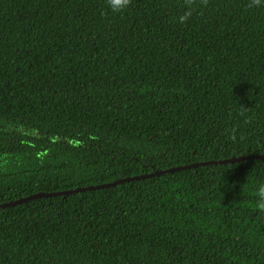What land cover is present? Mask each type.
<instances>
[{"label": "trees", "instance_id": "16d2710c", "mask_svg": "<svg viewBox=\"0 0 264 264\" xmlns=\"http://www.w3.org/2000/svg\"><path fill=\"white\" fill-rule=\"evenodd\" d=\"M250 3L0 0V204L264 154ZM260 181L264 157L0 207V264H264Z\"/></svg>", "mask_w": 264, "mask_h": 264}, {"label": "water", "instance_id": "95a60500", "mask_svg": "<svg viewBox=\"0 0 264 264\" xmlns=\"http://www.w3.org/2000/svg\"><path fill=\"white\" fill-rule=\"evenodd\" d=\"M261 157H264V154H261V155H252V154H250V155H245V156L230 157V158L218 159V160H207V161H201V162L192 163V164L174 166V167L166 168V169H163V170H155V171H153V172H151L149 174H141V175L123 177V178L116 179V180L111 181V182L102 183V184H98V185H88V186H84V187H76V188H73V189H66V190H59V191H52V192H36V193H33V194L25 196V197H21V198H18V199H14V200H10V201H6L4 203H1L0 207L13 205V204H16V203L24 202V201L29 200V199L43 197V196L69 194V193H74V192H79V191H84V190H89V189H96V188L114 186V185H116V184H118L120 182L133 180V179H138V178H141V177H147V176H151V175H154V174H161V173H164V172H172V171H176V170H180V169H184V168H188V167H192V166H196V165H200V164L204 165V164H213V163H226V162L238 161V160H243V159L261 158Z\"/></svg>", "mask_w": 264, "mask_h": 264}, {"label": "clouds", "instance_id": "9594fccd", "mask_svg": "<svg viewBox=\"0 0 264 264\" xmlns=\"http://www.w3.org/2000/svg\"><path fill=\"white\" fill-rule=\"evenodd\" d=\"M130 3V0H107L108 7L114 11L119 12L125 9ZM191 3V0H188ZM264 5V0H251L250 7ZM191 12H185L179 17V21L183 23ZM232 185L229 186L231 188ZM255 203L252 205L259 212L264 213V181L257 182L254 189Z\"/></svg>", "mask_w": 264, "mask_h": 264}]
</instances>
